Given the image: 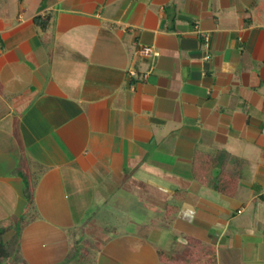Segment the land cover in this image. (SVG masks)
<instances>
[{"label": "crops", "instance_id": "0c3cea01", "mask_svg": "<svg viewBox=\"0 0 264 264\" xmlns=\"http://www.w3.org/2000/svg\"><path fill=\"white\" fill-rule=\"evenodd\" d=\"M41 1L0 0V220L32 186L22 230L69 264H165L196 243L215 264L260 256L264 0ZM87 194L126 228L74 240Z\"/></svg>", "mask_w": 264, "mask_h": 264}, {"label": "rangeland", "instance_id": "374dc122", "mask_svg": "<svg viewBox=\"0 0 264 264\" xmlns=\"http://www.w3.org/2000/svg\"><path fill=\"white\" fill-rule=\"evenodd\" d=\"M13 0H7L9 3ZM17 4V2L15 1ZM24 180H26L29 184L30 181V170L25 168L23 170ZM32 188V187H31ZM31 190H34L33 188ZM84 196V201L79 203L70 202V206L72 208V217L69 218L70 222H74V227H70V236L81 243V240H87L91 237L85 233H83L84 227H87L88 223L91 222H100L101 224L106 225H117L122 229L126 228V224H128L126 219L120 220L117 217H106L104 218L102 214L103 211L95 208V203H92L91 195ZM27 196V195H26ZM74 206V207H72ZM84 216V217H83ZM99 216V217H98ZM72 226V225H71ZM257 231L262 230V236L257 240L259 242V254L260 256L256 257V259L252 262H247L245 264H264V223H260L258 227H256ZM29 229L21 230L19 228H14L5 234L2 235L1 242L6 245V249H8L7 255L9 256L2 258L0 257V264H69L73 263V258L70 260L65 256L64 251V243L61 241L58 244H50L51 241L44 240L46 235H42V238L36 240L35 242L29 241ZM7 242V244H6ZM43 244H47L44 246H40ZM81 244H77L80 246ZM76 251H78L76 249ZM74 251L73 253H76ZM80 251V250H79ZM33 253V259L30 260L29 254ZM28 257V258H27ZM78 254L74 256L75 261L77 262ZM227 258V256H226ZM224 255L220 256L222 262L226 261ZM229 258V257H228ZM231 259V258H230Z\"/></svg>", "mask_w": 264, "mask_h": 264}, {"label": "trees", "instance_id": "16d2710c", "mask_svg": "<svg viewBox=\"0 0 264 264\" xmlns=\"http://www.w3.org/2000/svg\"><path fill=\"white\" fill-rule=\"evenodd\" d=\"M43 2L44 0L41 1L40 5L43 6ZM50 15V13H46L43 16L36 15L33 18V21L36 26H38L42 31H45L49 24ZM31 187L32 186H27L26 190V195L30 204L28 207V212L19 218L11 216L0 220V257L2 258L9 256V254L7 255L8 249H6V245H3L1 242L2 235L16 227L22 230L24 226L33 219L32 215L28 216L31 207H34ZM71 252L70 255L73 254ZM78 261L82 263H90L93 261V256L89 252H83L79 254ZM165 264H215V254L214 250L209 246H204L197 243L194 245L190 244V246L182 251L178 258H175L174 260H167Z\"/></svg>", "mask_w": 264, "mask_h": 264}, {"label": "built area", "instance_id": "2783aa9c", "mask_svg": "<svg viewBox=\"0 0 264 264\" xmlns=\"http://www.w3.org/2000/svg\"><path fill=\"white\" fill-rule=\"evenodd\" d=\"M139 52L142 55H151L152 54V49L148 46H143L139 49Z\"/></svg>", "mask_w": 264, "mask_h": 264}]
</instances>
